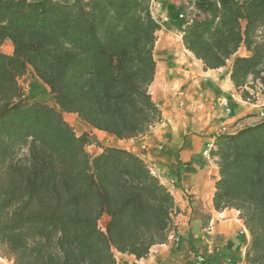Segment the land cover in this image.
<instances>
[{
	"label": "trees",
	"instance_id": "trees-1",
	"mask_svg": "<svg viewBox=\"0 0 264 264\" xmlns=\"http://www.w3.org/2000/svg\"><path fill=\"white\" fill-rule=\"evenodd\" d=\"M150 3L0 0V47L12 45L0 50V258L9 264H117L116 253L139 260L173 230V196L144 158L77 135L63 117L118 140L161 122L149 91L161 28ZM174 17L204 70L231 61L235 92L264 94V0H188ZM27 72L53 105L22 99ZM210 156L213 209L238 212L250 238L244 264H264V118L215 135Z\"/></svg>",
	"mask_w": 264,
	"mask_h": 264
},
{
	"label": "crops",
	"instance_id": "crops-1",
	"mask_svg": "<svg viewBox=\"0 0 264 264\" xmlns=\"http://www.w3.org/2000/svg\"><path fill=\"white\" fill-rule=\"evenodd\" d=\"M159 2L162 4L163 14L159 21L161 28L156 33L153 55L155 51L168 55L163 63L168 66L176 64L174 53L169 51L172 47V37L175 32L180 33L181 28L174 16L181 5L188 4V0H159ZM176 40H180L179 44L183 47L181 39L176 38ZM157 44L160 45L158 50H156ZM183 50L188 52L184 47ZM156 54L160 57V54ZM191 57L195 59L192 54ZM157 65L158 61L156 67ZM172 69L177 68L173 65L169 70ZM196 71L194 82L203 86L200 98L191 96L185 101L182 100L186 110L191 109L189 113L191 116L181 108L169 110L159 107L162 113L161 122L146 135L134 138L142 141L143 150L138 154L148 163L161 184L167 188V181L170 178L175 179V185L169 192L173 196L176 212L171 216L174 235L169 234L165 243L152 246L146 258L137 260L131 255H123L128 260V264H195L197 256H203L205 264H244V254L250 238L242 220L238 218V212L233 209L218 212L212 206L217 173L215 172L214 177L210 175L208 160L201 157V153L205 143L213 142L216 135V132L211 133L210 128L215 124L210 122V119L222 115L218 109L213 113L211 105L216 98L215 91L211 90L209 83L197 77V68ZM229 71L230 69L226 73V78L228 87L233 89L229 80ZM155 82L156 73L150 87L156 84ZM158 84L162 85V82ZM233 91L235 92L234 89ZM232 96L236 106L231 108V122L249 112L241 107V104L246 102L242 101L236 92ZM260 110H264V107ZM226 121L224 118L221 123ZM241 230H244L243 233H240ZM0 264H8V262L0 258Z\"/></svg>",
	"mask_w": 264,
	"mask_h": 264
},
{
	"label": "rangeland",
	"instance_id": "rangeland-1",
	"mask_svg": "<svg viewBox=\"0 0 264 264\" xmlns=\"http://www.w3.org/2000/svg\"><path fill=\"white\" fill-rule=\"evenodd\" d=\"M151 13L153 17L158 21L161 20L162 13V4L159 2V0H151ZM188 4H183L180 6V8H186ZM176 11V10H175ZM179 32H175L174 36L171 39V50L169 52L174 53L173 55H176L175 58L176 64L173 63L172 65H166L163 64L165 62V57L168 55H165L163 52L155 51V54L153 55L156 59V63L158 61V64L161 63L163 65L164 74L161 76H156V84H153L149 91L153 97V99L156 101L158 106L160 108H168L169 110H172L173 108H181L182 111L186 110L185 105H183L182 100H187L188 97L191 96H198L200 98V92L203 89V86L199 84L198 82H194L195 76L197 74L196 68L198 70V78L203 80L206 83H209L211 85V90L214 89L215 91V100L213 102V113L218 111L221 113L222 116H215L213 119H210V122H212L213 125L210 129H212L211 133L216 132L217 134H221L219 132V129L221 125H227L228 127V133H233L238 131L241 128H244L249 125H253L256 122L260 121L264 118V110H260V108L264 107V94H261L257 92L256 94H253L251 92V96L247 98L245 101L246 104H241V107L244 109L249 110V112H246L247 114L245 116H242L241 118L231 122L230 121V114L226 115L223 112V107L220 105V99L222 97L227 98L229 101L231 108L236 106V103L234 102V97L232 95L235 94L232 88H229L228 81L226 78V73L228 69H230L231 61H228L226 66L222 69L218 70H211L206 71L203 69V66L200 62L196 61L191 57V54L188 52H185L183 50V47L179 44L180 37L177 35ZM175 38V39H174ZM157 49L160 48V45H156ZM0 50L3 53L10 54L12 51V45L10 41H5L2 46L0 47ZM160 54L158 57L157 54ZM190 56H189V55ZM185 58V59H184ZM183 59V60H182ZM184 66H189V69H187V75H182L185 70H182V65L179 64L180 62H184ZM174 61V62H175ZM176 66V68L181 67V71H178L176 69L169 70L171 66ZM167 66V68H166ZM181 72V75H177L175 73ZM180 70V69H179ZM160 80V81H159ZM159 81V82H158ZM162 82V85L158 84ZM18 83L22 88V99L27 102H33L38 101L41 103H45L48 105H53V99L49 92L48 87L43 84L39 79L35 78L30 72H27L24 76L20 77L18 79ZM175 84V85H173ZM43 89V90H42ZM26 91V93H25ZM210 107V108H211ZM187 113L189 116H191L189 113H191V109L187 108ZM263 113V115H261ZM212 114V113H211ZM64 119L68 122V124L73 128L75 133L77 135H80L83 132H89L91 135H93L101 145L104 146H115V147H121L128 150H131L133 152L138 153L139 151H142L143 149L141 146L143 145L141 140L137 139H130V140H118L110 135H107L103 132L93 131L90 129V127L85 124L83 121H81L77 115L72 113H63ZM226 119L227 121L225 123H221L223 119ZM214 120V122H213ZM166 120L163 121L165 123ZM208 144H212L213 142H207L204 145V148L201 153V157H205L206 160H208V168L210 171V175L214 177L215 172L217 173V167L215 165V161L210 156V150L208 154H204L203 151L207 148ZM210 147V149L212 148ZM86 150L91 155H94L100 151V148L96 145H88L86 146ZM218 177V174H217ZM217 179V178H216ZM215 182V181H214ZM107 221V217L103 216L99 221V226L104 229V224ZM116 260L117 264H123V262H128L126 258L116 253ZM9 264V263H8Z\"/></svg>",
	"mask_w": 264,
	"mask_h": 264
},
{
	"label": "built area",
	"instance_id": "built-area-1",
	"mask_svg": "<svg viewBox=\"0 0 264 264\" xmlns=\"http://www.w3.org/2000/svg\"><path fill=\"white\" fill-rule=\"evenodd\" d=\"M151 4L150 3V9H151ZM179 17H182V14L179 15ZM178 37H180V33L177 35ZM220 105L223 107V112L226 114V115H229L231 114V105L229 103V101L227 100V98L225 97H222L220 99ZM261 115H263V113H261ZM228 126L226 125H221L220 129H219V132L220 133H228ZM212 146V144H208L207 145V148L203 151L204 154H208L209 150H210V147ZM151 169V168H150ZM175 185V179L174 178H170L168 181H167V189L168 190H171L173 188V186ZM244 230H241L240 233H243ZM170 235H174V231L172 230L170 232ZM195 264H205V259L203 256H197L196 259H195Z\"/></svg>",
	"mask_w": 264,
	"mask_h": 264
},
{
	"label": "bare ground",
	"instance_id": "bare-ground-1",
	"mask_svg": "<svg viewBox=\"0 0 264 264\" xmlns=\"http://www.w3.org/2000/svg\"><path fill=\"white\" fill-rule=\"evenodd\" d=\"M174 57L176 58L177 56L176 55H174ZM178 58V57H177ZM185 59V58H184ZM183 60V59H182ZM179 64H181L182 66V70H185V71H183L184 73L182 74L181 72H178V71H181V67L180 68H177L176 70H178V71H176V72H178V73H175V74H177V75H187V69H189V66H187V67H185L184 66V64H185V60H184V62H180ZM180 69V70H179ZM162 74H164V70H163V65L161 64V63H159L158 65H157V67H156V76L157 75H159V76H161ZM43 90V89H42ZM25 93H26V91H25Z\"/></svg>",
	"mask_w": 264,
	"mask_h": 264
}]
</instances>
